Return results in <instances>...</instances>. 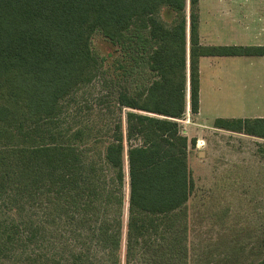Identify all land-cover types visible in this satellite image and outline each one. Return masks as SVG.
Returning <instances> with one entry per match:
<instances>
[{"label": "trees", "instance_id": "16d2710c", "mask_svg": "<svg viewBox=\"0 0 264 264\" xmlns=\"http://www.w3.org/2000/svg\"><path fill=\"white\" fill-rule=\"evenodd\" d=\"M94 35L110 50L97 54ZM201 56L264 46L202 45L198 0H0V245L47 224L57 241L81 242L32 264H92L91 252L119 264L126 141L124 264H189L195 139L178 120L187 105L198 113ZM96 78V106L112 119L69 124L64 104ZM212 125L264 139V117ZM254 244L251 264H264V235Z\"/></svg>", "mask_w": 264, "mask_h": 264}, {"label": "rangeland", "instance_id": "374dc122", "mask_svg": "<svg viewBox=\"0 0 264 264\" xmlns=\"http://www.w3.org/2000/svg\"><path fill=\"white\" fill-rule=\"evenodd\" d=\"M205 8L206 6L201 8L203 34L206 33ZM229 28L233 38L231 43L244 44L242 31ZM226 40L228 39L223 41ZM105 44L102 37L93 36L92 48L97 54L102 55L104 49L110 50ZM216 44L225 43L217 41L214 42ZM255 61L258 60H248L244 56L203 59L199 65V116L192 114L187 105L185 115L178 120L180 129L188 140L195 139L193 146L188 147V167L194 181L193 191L187 201L189 264H251L256 260L257 255L254 252H259L256 249L250 252V247L255 245L258 235H264V139L220 130L212 125L217 117L240 118L242 113L237 111L240 104L237 100L244 88L241 78L244 69L241 67L249 62L260 64ZM259 82L264 83V78H260ZM102 93L104 90L98 78L83 86L64 104L65 121L74 126L90 123L105 127L112 116L102 115L96 106ZM128 110L124 108L122 113L124 135V114ZM248 114L250 113L244 112V115ZM197 140L202 141L198 147ZM124 148L126 177L123 187L119 264H124L127 220L126 141ZM52 231L53 227L46 224L45 231L38 233L33 241H28L23 234V240L19 238L12 243H1L0 264L51 261L54 256L61 255L65 244L81 242L74 238L68 239V234L64 235L65 241H57L52 236ZM260 253L264 256V249ZM91 256L92 264H103L99 254L91 252ZM230 257L233 259L231 262H220L221 259Z\"/></svg>", "mask_w": 264, "mask_h": 264}, {"label": "crops", "instance_id": "0c3cea01", "mask_svg": "<svg viewBox=\"0 0 264 264\" xmlns=\"http://www.w3.org/2000/svg\"><path fill=\"white\" fill-rule=\"evenodd\" d=\"M204 2L207 3L204 4ZM202 6H206L207 14L204 20L206 25V33L204 34L201 32ZM229 27L242 31L244 43L241 44L242 46H264V0H198V34L199 42L202 45H214V42L217 41L225 44L216 45H236L231 43L233 38ZM221 31L228 33H221ZM225 38L228 40L223 41ZM212 57L227 56H201L199 65L203 59ZM244 57L248 60L251 58L258 60L255 62L260 64L249 62L241 67L244 69V75L241 77L244 88L237 100L240 101L237 111L242 113L240 118L264 117V99L262 98L264 97V83L259 82L260 78H264V56ZM200 110L199 99L198 116ZM244 112L250 113L249 116L244 115ZM231 118L239 117L233 116ZM199 142L202 141L197 140V147Z\"/></svg>", "mask_w": 264, "mask_h": 264}]
</instances>
